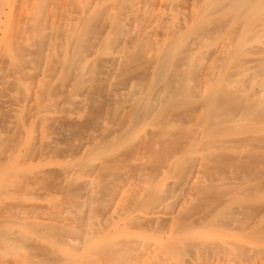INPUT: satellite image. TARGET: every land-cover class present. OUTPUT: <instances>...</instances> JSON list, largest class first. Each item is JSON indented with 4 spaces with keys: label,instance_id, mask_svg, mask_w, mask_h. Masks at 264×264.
I'll list each match as a JSON object with an SVG mask.
<instances>
[{
    "label": "bare ground",
    "instance_id": "obj_1",
    "mask_svg": "<svg viewBox=\"0 0 264 264\" xmlns=\"http://www.w3.org/2000/svg\"><path fill=\"white\" fill-rule=\"evenodd\" d=\"M0 264H264V0H0Z\"/></svg>",
    "mask_w": 264,
    "mask_h": 264
},
{
    "label": "rangeland",
    "instance_id": "obj_2",
    "mask_svg": "<svg viewBox=\"0 0 264 264\" xmlns=\"http://www.w3.org/2000/svg\"><path fill=\"white\" fill-rule=\"evenodd\" d=\"M9 1L10 0H8V3H9ZM21 4H23V3H21ZM149 25H148V27H147V31L151 34V31H154L155 29H158L159 27L157 26V24L156 23H152V21L151 22H149L148 23ZM23 85H24V87H26L27 85H28V82H26V83H24L23 82ZM23 104V103H22ZM5 105H7V106H4L3 107V109L4 110H6L7 112H8V110H9V108L11 107V108H14V106H15V108H17V107H19V108H22L21 106H17V105H13L11 102L9 103V102H7V103H5ZM10 111H11V109H10ZM11 113H13V115L16 113V111H15V109H13L12 111H11ZM11 114H9L8 115V119H10V121L8 122L9 124H13V121L12 120H17L16 119V116H10ZM17 115V114H16ZM26 128H29L28 126H25ZM25 198H28L27 200H26V202H28V203H31V202H38V203H44V201H42L41 199H38V198H29V197H25Z\"/></svg>",
    "mask_w": 264,
    "mask_h": 264
}]
</instances>
